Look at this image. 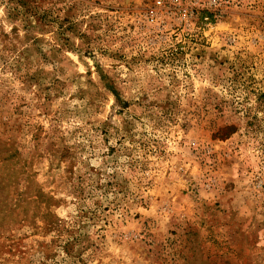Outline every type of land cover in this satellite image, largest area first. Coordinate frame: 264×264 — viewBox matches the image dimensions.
<instances>
[{
	"label": "rangeland",
	"instance_id": "obj_1",
	"mask_svg": "<svg viewBox=\"0 0 264 264\" xmlns=\"http://www.w3.org/2000/svg\"><path fill=\"white\" fill-rule=\"evenodd\" d=\"M155 4L0 0V264H264V0Z\"/></svg>",
	"mask_w": 264,
	"mask_h": 264
},
{
	"label": "built area",
	"instance_id": "obj_2",
	"mask_svg": "<svg viewBox=\"0 0 264 264\" xmlns=\"http://www.w3.org/2000/svg\"><path fill=\"white\" fill-rule=\"evenodd\" d=\"M155 6H156V8L155 9H151L150 12H149V17L152 20H155L158 17L157 9L161 8V7H164V0H156Z\"/></svg>",
	"mask_w": 264,
	"mask_h": 264
}]
</instances>
